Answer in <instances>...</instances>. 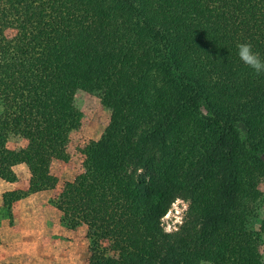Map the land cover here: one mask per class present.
<instances>
[{"label":"trees","instance_id":"1","mask_svg":"<svg viewBox=\"0 0 264 264\" xmlns=\"http://www.w3.org/2000/svg\"><path fill=\"white\" fill-rule=\"evenodd\" d=\"M240 43L264 60V0H0V179L28 171L25 189L1 193L3 215L55 186L49 162L68 159L83 88L109 119L49 201L63 226H86L87 264H264L251 202L264 74L240 61ZM14 138L25 144L6 148ZM177 197L183 220L164 232Z\"/></svg>","mask_w":264,"mask_h":264},{"label":"rangeland","instance_id":"2","mask_svg":"<svg viewBox=\"0 0 264 264\" xmlns=\"http://www.w3.org/2000/svg\"><path fill=\"white\" fill-rule=\"evenodd\" d=\"M15 33L13 28L4 31L8 38L13 37ZM73 104L80 113V121L78 127L68 135L66 145L68 159L66 161L51 159L49 162V172L56 178L55 186L12 202L9 217L4 216L3 210L0 209V264H87L88 262L86 226L81 224L74 229L63 226L60 220L61 212L52 206L49 200L57 196L65 181H72L82 171L81 148L89 141L98 139L108 122L109 110L100 103L97 96L89 94L83 88L75 91ZM24 144V140L14 138L8 139L5 147L16 149ZM26 174L28 176L25 167L24 174L20 176L24 182L26 178L25 188L28 179ZM253 188L257 196L256 199L250 200L257 209L258 220L264 221V177L259 178ZM187 206L188 202L179 197L169 204L160 219L164 232L178 228ZM255 226L258 227V224L256 223ZM261 238V243L255 251L264 257V232ZM193 264L209 263L195 261Z\"/></svg>","mask_w":264,"mask_h":264},{"label":"clouds","instance_id":"3","mask_svg":"<svg viewBox=\"0 0 264 264\" xmlns=\"http://www.w3.org/2000/svg\"><path fill=\"white\" fill-rule=\"evenodd\" d=\"M237 55L240 61L251 68L257 75L264 74V60H261L258 53L253 52L250 43H240L237 45Z\"/></svg>","mask_w":264,"mask_h":264},{"label":"crops","instance_id":"4","mask_svg":"<svg viewBox=\"0 0 264 264\" xmlns=\"http://www.w3.org/2000/svg\"><path fill=\"white\" fill-rule=\"evenodd\" d=\"M24 168H25V166L22 163H17V164L12 166V170L16 175V180L13 182H8V181H4V180L0 179V190L3 189L0 191V196H1V193L4 191L16 190V189H21V190L25 189L26 178H25V182H24V180H21V178H20V176L24 174ZM26 177H28L27 174H26ZM31 194H34V193H31Z\"/></svg>","mask_w":264,"mask_h":264}]
</instances>
